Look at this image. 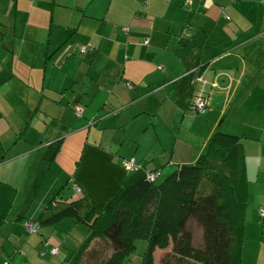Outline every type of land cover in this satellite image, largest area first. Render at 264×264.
I'll list each match as a JSON object with an SVG mask.
<instances>
[{"label": "crops", "instance_id": "1", "mask_svg": "<svg viewBox=\"0 0 264 264\" xmlns=\"http://www.w3.org/2000/svg\"><path fill=\"white\" fill-rule=\"evenodd\" d=\"M184 4L150 0L145 10L142 0H0V264H69L62 248L89 237L87 226L85 232L66 223L34 244L16 229L18 220L37 219L46 209L26 215L53 146L59 151L45 180L63 172L57 194L73 180L102 211L132 174L122 159L163 175L194 164L219 129L243 137L253 204L242 264H264V0ZM210 19L216 26L204 53L182 60L179 36ZM86 44L92 49L83 55L78 47ZM197 58L206 65L198 79L204 86L191 73ZM198 90L209 99L204 115L190 110ZM75 104L83 117L72 111ZM20 181L31 190L15 208L12 187ZM44 239L51 245L41 251ZM54 246L57 255L49 252Z\"/></svg>", "mask_w": 264, "mask_h": 264}, {"label": "trees", "instance_id": "2", "mask_svg": "<svg viewBox=\"0 0 264 264\" xmlns=\"http://www.w3.org/2000/svg\"><path fill=\"white\" fill-rule=\"evenodd\" d=\"M215 26L216 22L210 19L194 29L191 36L180 35L178 56L184 61L191 56L201 57ZM191 64L195 83L204 86L205 82L200 83L198 79L203 77L201 71L206 65L198 58ZM200 91L192 98L190 107L196 115H204L209 109L208 96ZM199 97L208 100L204 111L196 109ZM72 111L83 117L85 109L75 104ZM242 141L243 137L219 129L194 164L179 165L163 180L149 181L145 169L132 173L102 211L76 193L81 191L78 185L71 184L68 188L73 192L72 197H55L37 219L23 217L17 222H21L20 227L27 235H38L42 227L55 226L70 218L77 225L87 226L89 237L80 245L71 264H80L81 256L97 239L107 241L114 250L103 264H126L139 240L146 243L141 264H155L156 250L170 247L172 250L162 256L159 264H242L249 206V180ZM58 151L56 146L48 150L47 170L35 190L45 182ZM190 221L197 222L203 230L202 248L193 246V235L187 230ZM28 222L40 225L38 232L31 234L26 228ZM50 245L44 239L41 251ZM53 248L59 251L58 246ZM53 248H49V252ZM2 264L13 263L9 260Z\"/></svg>", "mask_w": 264, "mask_h": 264}, {"label": "rangeland", "instance_id": "3", "mask_svg": "<svg viewBox=\"0 0 264 264\" xmlns=\"http://www.w3.org/2000/svg\"><path fill=\"white\" fill-rule=\"evenodd\" d=\"M142 7H143V5H142ZM84 46H86L88 48V51L90 49H92V45H90V44L79 45L78 48H79V51L81 53H83L82 47H84ZM86 53H83V55H85ZM78 117H81V116H78ZM88 125H89V122H88ZM111 133H112V131L108 130L106 132L107 137ZM116 144L117 145L119 144L118 140L116 141ZM103 149H108V146H103ZM76 170H77V165H75L72 175L76 172ZM164 170H166V171L163 173V175H162V171H160V176L158 177V178H160L159 180H163L164 178L169 176L172 172H174L175 168H172L171 170H168V169H164ZM72 175H70V176H72ZM63 180H64V173L63 172L56 175L55 177L52 176V173H50L48 178L45 180V182L40 184V188L38 189V193L36 196L37 201L35 200V203L34 204L32 203L30 205L29 210L27 211L26 215L27 216H33L36 213V211H39L40 208H47L49 203L58 195H62V197H67L69 195V192H70V189L68 188V186H65L64 188H62L59 191V193L57 194L59 187L56 188V185L59 182H63ZM62 184H64V182ZM71 184L77 185L73 180L71 181ZM249 184H250V182H249ZM27 186H28V182L20 181L17 185L12 187V189L14 190L13 195L15 196L16 199H18L16 204H15V208H21L22 202L26 198H28V195L30 193L31 188H28ZM48 194H51V195H50V197H48L47 203H45L43 205H42V203H39L41 200L44 201V199L46 198V196ZM54 194H57V195L55 197H52V196H54ZM252 204H253V199H252ZM252 204H251V201L249 200L248 211L246 213V216L248 217L247 222L250 220ZM13 218H14V216H12L9 219V221H12ZM0 222L4 223L5 220L0 218ZM14 223H15V220H14ZM66 223L72 224L73 226H77L75 224V220L70 218L65 222V224H63V223L58 224L59 228L62 229L63 227H65L63 225H67ZM79 226L81 228H83L85 232H88L85 229V225H79ZM50 227H52V226L42 227L38 235L24 234L23 229H21L20 226L16 227V229L20 230L22 232L21 237L23 238L24 241H25V239H32V243L36 244L34 239H39V241H41L43 238L48 237L46 231H48L50 229ZM81 228H79L75 232L76 236L79 238L82 237V235H83ZM187 230L190 231L193 235V246L195 248L204 247V238H203L204 234H203V230L199 226V224L195 221H190L189 225L187 227ZM82 240H84V238ZM78 244H80V243L77 241V238L74 237V240L72 243L68 244L65 248H62L61 255H68V254L71 255L70 260H69V262H70L69 264H71L73 262V257L75 256L77 249L79 247ZM136 247H137V249H135V252L131 255V259L130 260L127 259L126 264H141L142 263V256H143V253H144V250L146 247L145 241H143V240L137 241ZM113 252H114V250H113L110 243H108L107 241L98 240L90 246V248L87 250V252L83 256H81L80 264H103L106 260H108L110 258V256L113 254ZM161 257H162L161 250H158L155 254V264H159Z\"/></svg>", "mask_w": 264, "mask_h": 264}, {"label": "built area", "instance_id": "4", "mask_svg": "<svg viewBox=\"0 0 264 264\" xmlns=\"http://www.w3.org/2000/svg\"><path fill=\"white\" fill-rule=\"evenodd\" d=\"M149 2H150V0H142V5H143V8L145 10L148 8ZM186 3L191 4L192 2L189 0H186L185 4ZM148 43H149V41L147 40L146 45ZM87 50H88V48L86 46L82 47L83 53H86ZM126 85H127V87L131 88L130 83H127ZM207 105H208V100H205V99H202L201 97H199L197 100V103H196V109H200V110L204 111V109ZM81 109L82 108H80L78 111L79 115L82 114L83 110H81ZM121 164L128 172H131V173H137V172H141L144 170L143 166L141 164H137L134 159H122ZM159 176H160V171H148L147 170V178L149 181H155ZM76 193L80 194L81 191L78 190V191H76ZM259 215H260V218L262 220H264V206L261 208ZM26 228L31 234H33L35 232H38V230L40 229V225L38 226L37 224H34L33 222H28L26 224ZM50 252L52 255H57L59 251H58V249L53 248Z\"/></svg>", "mask_w": 264, "mask_h": 264}]
</instances>
